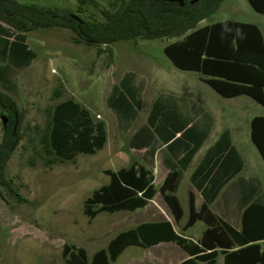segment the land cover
<instances>
[{
  "label": "trees",
  "instance_id": "16d2710c",
  "mask_svg": "<svg viewBox=\"0 0 264 264\" xmlns=\"http://www.w3.org/2000/svg\"><path fill=\"white\" fill-rule=\"evenodd\" d=\"M223 1L183 0L180 6L169 0H114L111 9L100 11L102 20L97 21L81 19L67 8L0 0V22L14 32L4 52L10 65L24 68L34 59L25 43V34L47 28L70 30L76 43L96 46L99 54L108 53L110 57V45L118 41L178 38L164 48V54L176 68L210 76L203 81L225 97L244 94L264 106V38L259 29L253 24L233 21L195 29L198 22L214 14ZM77 2L78 12H82L84 6L94 4L95 0ZM248 2L256 12L264 14V0ZM59 96L60 90L56 88L54 97ZM3 116L8 121L5 128L2 125L0 139V189L17 196L4 173L20 139L21 117L15 100L0 89V117ZM250 129L252 142L264 161V117H254ZM105 140L103 123L93 122L87 112L78 109L71 100L56 105L51 111L40 139L49 165L72 160L78 153L93 154L104 146ZM104 173L109 176V183L94 190L83 203V213L89 221L101 212L133 211L146 205L155 194L149 172L140 166ZM164 199L176 218L181 216L176 198L165 195ZM189 208L188 227L197 219H203L209 226L199 244L175 234L168 221L141 224L119 233L108 244V256L106 250H100L90 264H110L126 247L150 246L161 241L175 242L206 264H214L216 247L226 253V264H264V252L260 253L259 246L253 243L264 239V230L258 233L247 229L248 223L264 218L260 217L264 215V207L251 205L245 210L241 232L215 219L205 206L196 213L191 199ZM234 244L241 248L228 252ZM62 257L65 264H88L86 251L75 245L64 244ZM182 264L194 262L190 259Z\"/></svg>",
  "mask_w": 264,
  "mask_h": 264
},
{
  "label": "rangeland",
  "instance_id": "374dc122",
  "mask_svg": "<svg viewBox=\"0 0 264 264\" xmlns=\"http://www.w3.org/2000/svg\"><path fill=\"white\" fill-rule=\"evenodd\" d=\"M71 10L84 20L101 21V10L111 9L114 0H95L78 12L77 0H18ZM235 20L263 26L264 15L256 13L247 0H224L207 23ZM26 44L34 55L32 63L16 71L14 98L21 123L19 142L5 168L17 196L0 189V264H65L61 251L64 244L83 247L88 257L104 248L118 232L134 227L136 212L101 213L89 221L83 203L95 189L108 183L106 168L116 170L125 165L108 161V148L129 152L128 135L121 137L113 114L106 106L110 87L126 70L139 71L149 82L156 69L171 63L163 53L167 39H135L110 45L112 56L99 54L98 47L76 43L67 29H37L27 33ZM56 88L60 96L54 97ZM71 100L94 121L109 118V139L95 155L78 154L75 159L49 165L42 150L41 136L56 105ZM245 108L260 114L263 107ZM2 122L0 120V139ZM71 141V140H70ZM129 156L128 159H131ZM246 162L258 165L257 176L264 180V166L257 155H244ZM203 226L199 223L190 233L194 236ZM139 247L127 248L113 264H129L139 255ZM180 254L175 258L180 257Z\"/></svg>",
  "mask_w": 264,
  "mask_h": 264
},
{
  "label": "crops",
  "instance_id": "0c3cea01",
  "mask_svg": "<svg viewBox=\"0 0 264 264\" xmlns=\"http://www.w3.org/2000/svg\"><path fill=\"white\" fill-rule=\"evenodd\" d=\"M209 17L199 21L195 29L223 21L247 23L235 20L207 23ZM253 25L264 38V24ZM13 33L12 29L0 22V89L15 100L13 76L16 71L27 68L32 61L24 68L8 63L7 52L4 50L7 48V41L12 40ZM165 39L167 44L163 47V53L166 46L178 40ZM169 62L171 63L170 60ZM203 78L211 77L196 71L178 69L172 63L164 70L156 69L151 82L139 71H124L117 82L111 85L106 106L115 117L120 136L128 135L129 152L123 153L118 148H108L107 151L105 148L109 139L107 117V125L101 120L94 121L104 125V146L93 154H86L95 155L105 148L108 161H112L114 165L119 161L125 162V165L116 170L108 167L104 172H117L131 165L147 170L155 189L154 196L142 207L133 211H122L136 212L138 223L134 227L168 221L175 234L194 244L200 243L209 226L203 219H197L190 227L187 226L190 199L196 213L205 206L215 219L224 222L236 232L242 231L243 215L249 206L264 207V180L257 176L258 165L244 159V155H257L264 166V161L252 142L250 129L251 120L256 116L264 117V110L260 114L250 115L245 111L248 106L253 107V103L263 108L264 106L244 94L225 97L205 83ZM129 156H132L131 159H128ZM104 175L109 178L107 174ZM109 181L110 178L108 183ZM165 195L176 198L181 216L176 218L164 199ZM260 217L264 215L261 214ZM199 223L203 226L194 236L190 232ZM247 229H255L258 233L263 231L264 218H256L255 223H248ZM123 231L118 232L104 248L95 251L90 258L86 252L88 264L95 253L100 250L107 251L110 241ZM253 243L259 246L260 253L264 252V239ZM135 247L141 248L144 254L129 264H182L190 259L194 264H206L205 261L189 255L173 241ZM240 248L241 246L234 244L228 252ZM215 250L217 255L214 264H226V253L220 247ZM178 254L180 257L175 258ZM119 256L115 261H110V264L115 263Z\"/></svg>",
  "mask_w": 264,
  "mask_h": 264
},
{
  "label": "water",
  "instance_id": "95a60500",
  "mask_svg": "<svg viewBox=\"0 0 264 264\" xmlns=\"http://www.w3.org/2000/svg\"><path fill=\"white\" fill-rule=\"evenodd\" d=\"M169 1L178 2L180 4V6L183 5V0H169ZM72 18L77 20V21H79V19L77 17H75V16H72ZM0 120L2 122L3 127L5 128L6 124H7V121H8L7 118L3 116V117H0ZM15 124H17V120H16Z\"/></svg>",
  "mask_w": 264,
  "mask_h": 264
}]
</instances>
